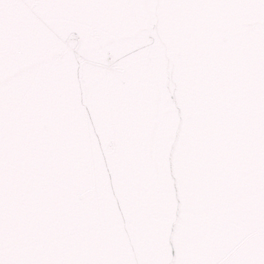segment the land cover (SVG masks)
<instances>
[{
	"label": "water",
	"instance_id": "95a60500",
	"mask_svg": "<svg viewBox=\"0 0 264 264\" xmlns=\"http://www.w3.org/2000/svg\"><path fill=\"white\" fill-rule=\"evenodd\" d=\"M0 264H264V0H0Z\"/></svg>",
	"mask_w": 264,
	"mask_h": 264
}]
</instances>
